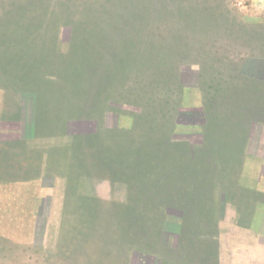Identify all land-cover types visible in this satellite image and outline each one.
<instances>
[{"label":"trees","instance_id":"trees-1","mask_svg":"<svg viewBox=\"0 0 264 264\" xmlns=\"http://www.w3.org/2000/svg\"><path fill=\"white\" fill-rule=\"evenodd\" d=\"M133 1L107 0L106 16L94 18L93 31H88L86 36L82 35V39L81 34L74 32L73 41L79 42L75 53L68 51L66 55L55 54L52 49L43 54L45 51L16 44L21 40L19 37H12L13 33L8 34L9 37H6V32L0 33V65L7 67L5 73L11 75L15 72L11 79L8 77V82L5 80L7 76L4 80L12 94L18 96V99L22 98L19 112H22L27 120L31 114L29 122L24 121L22 126L19 124L17 111L9 116L4 114L0 118L2 121L17 122L15 127L0 125V159L8 163L10 158L15 159L16 163L7 165H10L11 169L18 168L24 172L17 173L20 180L28 179L29 174L40 175L38 168L32 172L29 168L25 170L34 159L36 165L42 164L41 175L44 176L45 186L53 185L55 179H64V198L67 204H81L90 196L98 203L99 208L96 205V210H104L93 194V182L86 167L87 160L92 159L94 174L98 178H110L112 186H116L115 192L124 187L129 203H141L137 206L128 204L125 208L113 206L106 209L107 212L112 211L113 217L109 216V219L112 218L110 223L114 222V210L123 211L127 240H136L133 242L135 248L132 250L130 264H141L140 258L144 256L142 251L146 246V239L150 238V235L153 239L156 238L153 232H150L149 220L160 216L164 210L179 211L182 215L189 216L190 208L178 204L181 202L178 195L192 194L190 184L192 186L194 182L197 184L195 190L201 191L206 185L210 192L215 193V188L212 187L214 182L216 184L219 180V186L229 183L233 180L232 174H235L236 166H239L210 164L207 161L225 157L233 160L234 157L229 155L230 157L221 158L218 155L219 147H207L212 143L210 138L213 137L215 123L212 122L211 99L206 101V108L200 110L195 121H192L193 118L187 115V112L183 113V76L194 73L192 67L196 65L199 81L209 80V69L230 58L227 51L222 52L223 49L227 50L225 45L231 42V50L234 52L231 58L240 54V48L252 47L249 43L246 44L245 40L241 41L248 30V24L239 19L237 13L230 11L229 0H154L150 8L142 10L149 15V9L158 10L155 22L160 26L161 32L159 33L155 26L156 35L160 38L155 44L148 41L151 39L148 37L151 35L147 33L150 32L148 27L132 21L139 18L135 13ZM169 4L171 11L163 13L161 10L164 5ZM114 11L115 17L111 15ZM140 16L142 19L145 17L143 12ZM107 19L109 21H106ZM14 24L15 21L7 20L6 26L0 28V31H15L17 28L11 27ZM125 28L127 32L122 33ZM112 30L121 33H108ZM254 34L256 35L255 32ZM110 35L115 36L110 39ZM121 35H125L127 42L121 39ZM112 40H116L114 44H120L122 50L111 55V49L116 46H104H108ZM51 43L54 41L51 40ZM17 45L18 49L15 48ZM87 72L88 76L84 74ZM72 80L78 84V88L82 87V91L91 84L94 95L86 99L88 101H82V91L77 88L80 95L78 100H73L75 93L71 92ZM102 102L113 112L116 105L129 107L133 112H130L134 120L132 128L122 130V134L116 135L108 128L102 131L101 117L98 123L95 119L87 122L93 128L89 132L74 127L82 116L83 103L85 109L92 107L96 114L102 116L99 106ZM29 104L31 108L28 111ZM67 114H76L78 119L72 121L71 116V121H64L63 116ZM179 123L196 124L200 130L194 139L190 137L191 140L173 141L172 136L175 135V127ZM227 137L229 135L222 134V138ZM169 141L171 147L176 149L175 156L172 157L166 156L162 149V144ZM134 142L138 144L137 153L131 150ZM158 148L162 153L156 155ZM215 150L217 154L212 157ZM224 150L227 155L228 152H234L233 148ZM140 184L144 186H139ZM223 188L219 192L222 197L219 203L217 199L211 211L200 212L202 219L208 220L209 216L215 222V212H223L226 195L237 196V185L234 189L230 188V191L226 187L225 190ZM210 195L212 197V194ZM196 223L193 229L190 226H172L163 232L165 236L160 239L162 244L167 245L168 237L172 235L176 237L174 244L180 249L179 254L187 256L186 254L202 253V249L196 248L193 243L198 240L199 235L197 238L192 236L182 241L191 231V234L196 233ZM211 226L212 224L201 225L196 229L203 236L207 235L208 243L213 245L212 240L216 235H213L215 232L212 234ZM134 236H137L138 240ZM209 254L212 253L209 251ZM150 258V264H155V255H150ZM209 264L217 262L214 260Z\"/></svg>","mask_w":264,"mask_h":264},{"label":"rangeland","instance_id":"rangeland-1","mask_svg":"<svg viewBox=\"0 0 264 264\" xmlns=\"http://www.w3.org/2000/svg\"><path fill=\"white\" fill-rule=\"evenodd\" d=\"M133 2L135 13L139 18L133 19L132 21L136 22L137 25H145L148 27L150 32L147 33L151 34L148 36L151 38L148 41L150 44H155L160 39L156 33L157 31L161 32V30H159L160 26L155 22V15L158 13V10L149 9L150 15L142 10L147 7L150 8L154 0H134ZM229 2V6L231 7H229L230 11L237 13L236 15L239 19L241 17L240 13H246V15L243 14L244 18L242 21L248 24V30L245 35H243L244 37L241 41L245 40V43H249L250 47H254L256 50L258 49V51L253 52L255 56H264V10L261 18L253 17L255 14H260L263 7L259 2H257L256 6H253L250 4L251 2L249 0H229ZM240 2L243 4L242 8ZM105 6H107V0H0V28L6 26L5 22L7 20L15 21L16 24L11 25V27L17 28L15 31L8 32L2 30L0 33L6 32V37H9L8 34L13 33L11 35L12 37H19L21 40L16 44L32 47L35 50L45 51L43 54L52 51V49H54L55 54L66 55L68 51L75 53L79 42L74 43V32L77 31V33L81 34L82 39V35L86 36L88 31H93L94 27L92 23L94 22V18L106 16L107 10ZM170 9H172L170 4L164 5L161 11L163 13H168V11H171ZM142 12L143 15H145L143 19L140 16ZM113 13L116 15V11L111 13V15L115 17ZM106 21H109V19ZM155 26H157V31L155 30ZM110 27L114 29L113 25ZM125 30L126 28L122 33H126L127 31L125 32ZM121 31L112 30L108 31V33L116 34V32L121 33ZM41 33H45L46 35H41ZM114 36L115 35H110V39ZM122 36L124 37L122 38ZM165 36H167V32ZM1 37L2 36H0V38ZM118 39L119 36H117L116 40ZM121 39L127 42L125 35H121ZM51 40L54 41V43H51ZM116 40H112L108 43V46H104V48L116 46L113 50L111 49V55L122 50L120 44H114ZM229 41H231V39H229ZM19 45L15 48L18 49ZM96 48L99 49L98 47ZM225 48L227 50L223 49L222 52L224 53L227 51L231 57L232 53H234L231 50V42H229L227 46L225 45ZM102 53H104V51H102ZM60 59L61 57H59L58 60ZM194 68L196 67L193 66V69ZM5 72H7V67L5 65H0V118H2L4 114L9 116L17 111L19 124L22 126L23 123H25L24 121L29 122L31 114L28 115L29 117L27 120L23 113L19 112L18 108H20L22 98L18 99V96L12 94V91L7 87L8 77L10 76L9 78L11 79L15 72L11 75ZM84 74L87 75L89 73L87 72ZM183 77L185 86L182 91L183 99L186 103L194 104L195 94L199 95L197 89L194 87L196 85L195 73H189ZM72 84L73 90H71V92L75 93L72 99L78 100L80 95L77 93L78 84L73 80ZM90 85L91 84L84 87L83 91L82 87L78 88L79 91H82L80 92L82 93V101L90 99V96L94 95V90L91 89ZM107 103L109 105L108 101ZM30 105L31 104L28 106V111L31 108ZM84 106L85 104L83 103L82 116L79 117V123L74 126H77L78 130L83 129L82 131L89 132L93 128L90 123L87 122L95 119L98 123L100 122V117V130L102 131L108 128L113 130V134L116 135L119 133L122 134V130L126 131L132 128L134 120L130 113L132 110H130L129 107L116 105L113 107V112L109 111L107 104L102 102L99 103L102 111L101 116L96 114L92 107H90V109H85ZM186 112L187 115L193 118L192 121L197 119L195 115L197 112L187 110V108L184 109L183 113ZM75 115L76 114H67L63 116V119L64 121L68 119V121H71L70 118L73 116L72 121H75L78 119ZM68 121L66 123L67 125L69 123ZM16 124L17 122L15 121L0 120V125L4 127H15ZM99 125H96V127H99ZM70 126V128H72V125ZM198 129L196 124L179 123V125L175 127V135L172 136V140H191L190 137L194 139L199 131ZM77 133L79 134L80 132ZM170 144L171 141L163 143L162 149L163 152L166 153V156L172 157L175 156L176 149L172 148ZM137 146L138 144L134 142V145L131 147L132 152L137 153ZM157 150L159 152H157L156 155L162 153V151L160 153L159 148ZM88 153L91 154L90 152H87V154ZM147 153V155H149V152ZM178 154L180 156L182 155L181 153ZM86 167L89 171V178L93 182V194L97 198L99 204L101 203V208L104 210H96L98 203L97 201L95 203V198L92 199L90 196L84 199L81 204H79V202H72L69 204V202L68 205L64 198V179H55L51 187L53 193L50 197L49 206L43 207L44 211L39 210L35 212L34 226L27 228L26 232L20 233V237L14 233L3 236L0 235V264H130L132 250L135 248L133 242L136 240L134 238L133 242L127 240L125 228L127 225L124 224L125 216L123 215V211L114 210V222L110 223L112 218L109 219V216L111 215V217H113L112 211L107 212L106 209H111L113 206L125 208L128 204H130V206H137L141 203H129L126 200V189L124 187H121L119 192H115L116 186H112L113 183L110 178H106L105 176H99L98 178L94 174L92 159L89 158L87 160ZM127 168L126 166V173H128ZM84 170H86V168H84ZM201 180L204 182L203 179ZM235 181L236 180L233 179L230 180L229 183L222 182L223 185L221 186H219V180L216 181L218 185L214 182V186L212 185V187L215 188V193L214 191L210 192L206 185L203 186L201 191L195 190L194 188L197 184L194 182L192 186L190 184V191L192 194H177L181 200L178 204L185 207L188 206L190 208V215L186 217L179 211L164 210L161 212L160 216L152 217L149 220L148 226H151L150 232H153L156 238L153 239L150 235V238L148 237L146 239V246L142 251L144 252L142 255L148 256H142L140 258L141 264H150V255H155L157 259L155 264H200L205 259L208 264L209 262H214V260L217 264H254L253 259L246 256L245 242L247 240L244 239L249 238V235H245L246 232L256 233L255 231L257 229L243 226L236 229L238 232H242V234L233 235L231 229L226 228L227 226L225 228L222 226L230 219L239 221L243 216L250 219L252 212L249 211L250 209H248V207H252L251 204L264 203L263 196L242 191L239 192L243 194L238 195L239 193L235 192L238 196L226 195V204L224 205L223 212H218V210L215 212V222L211 220L209 216L208 220L200 217L201 211H211L215 206V201L219 199L217 201L219 203L222 199L219 193L222 187H224V190L226 187L228 191H230L229 189L232 187L234 189L236 185L241 187V185L239 183L236 184L237 181ZM197 183L199 185V181ZM205 183H207V181H205ZM252 183L248 181V184L243 183V185L251 187L253 186ZM141 185L143 184L139 186ZM210 194H212V197H210ZM210 199H212V201H210ZM155 202H157V200H155ZM235 205H238L241 209L246 208L248 211L244 210L243 213H245V215L238 216L234 210V207H236ZM216 207L218 208V205ZM47 209H49V211ZM252 218L256 219V214L255 217L253 215ZM195 223L196 228H198L197 226L212 224L210 229L213 231L212 234L215 232L213 235H216V238L212 240L214 243L213 245L208 243L209 240L207 239H209V237L207 235L206 237L203 236L196 228L194 229L196 233L191 234V231L189 235H185L186 238H183L182 241L186 240L188 237H196L199 235V238L196 237L198 240L193 243L196 248L202 249V253L186 254L187 256L179 254L180 249H177L178 246L174 244L176 237L172 235H169L167 245L162 244L160 239L165 236L163 234L164 231L169 230L175 225L190 226L191 229H193ZM236 230L235 232H237ZM203 232H205V230ZM257 232H259L258 235L253 234L250 236L260 240L263 243L262 246H264V228L257 230ZM134 237L138 240L137 236ZM209 251L212 254H209ZM239 259H243V262H239Z\"/></svg>","mask_w":264,"mask_h":264},{"label":"crops","instance_id":"crops-1","mask_svg":"<svg viewBox=\"0 0 264 264\" xmlns=\"http://www.w3.org/2000/svg\"><path fill=\"white\" fill-rule=\"evenodd\" d=\"M249 1L253 6H256L259 2L263 7H261L260 14L254 13L255 15H253V17L261 18L264 10V0ZM240 5L242 8L243 4L241 2ZM243 14L246 15V13H240L241 20L244 18ZM255 51H258V49L256 50L254 47L240 48L239 52L241 54L236 58L230 57L224 60L221 65L209 69V80L203 79L201 82L196 73L198 67L195 65L196 68L193 71L196 85L194 87L199 95L195 94L194 104L186 103L184 100L183 106L184 109L187 108V110L197 112L195 115L198 116L200 110L206 108V101L208 102L211 99L213 102L212 122L215 123L212 131L213 137L210 138L212 143L205 146L208 148L219 147L218 155L221 158L230 157L229 155L234 158L232 160L225 157V159H208L207 161L210 164L239 165L235 168V174H232L233 179L241 185V187L237 186L238 195L243 194L239 192L242 191L264 196V58L255 56L253 54ZM198 128L200 130L199 126ZM222 134H227L229 137L222 138ZM224 148H233L234 152H228L227 155ZM216 154L215 150L212 157H215ZM9 161L10 163L0 159V235L14 233L20 237V233L26 232L27 228L34 226L35 212L44 211V204L49 206L53 185H44V176L41 175L43 174L41 172L42 164L36 165L34 159L31 160L30 165L26 166L25 170L29 168V171L32 172L38 168L40 169V175L31 176L29 174V178L26 180L18 179L17 173L24 172L19 171L18 168L11 169L10 165H7L16 163L15 159L10 158ZM248 181L253 182V186L243 185V183L248 184ZM235 206L234 210L238 216L245 215L243 211L250 209L249 211L252 212L251 218L248 219L243 216L239 221L230 219L222 227L227 226L226 228L231 229L233 235L242 234L236 229L243 226L257 230L264 228V203L251 204L252 207L247 206L248 209H241L238 205ZM47 210L49 211V209ZM254 213L256 219L252 218L253 215L255 217ZM257 230H254L256 233L246 232L245 234L249 235V238L244 239L247 240L245 242L246 256L252 258L254 264H264L263 243L250 236L253 234L258 235L260 231L257 232ZM238 261L243 262V259Z\"/></svg>","mask_w":264,"mask_h":264},{"label":"flooded vegetation","instance_id":"flooded-vegetation-1","mask_svg":"<svg viewBox=\"0 0 264 264\" xmlns=\"http://www.w3.org/2000/svg\"><path fill=\"white\" fill-rule=\"evenodd\" d=\"M81 130V129H80ZM200 264H208L207 260H204L203 262H201Z\"/></svg>","mask_w":264,"mask_h":264}]
</instances>
